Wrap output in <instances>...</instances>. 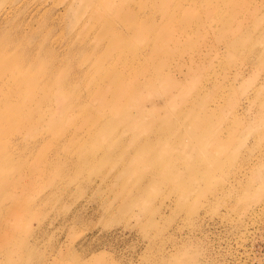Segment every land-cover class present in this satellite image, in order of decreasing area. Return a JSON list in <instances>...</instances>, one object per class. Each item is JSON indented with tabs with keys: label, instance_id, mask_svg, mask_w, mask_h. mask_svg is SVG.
<instances>
[{
	"label": "rangeland",
	"instance_id": "374dc122",
	"mask_svg": "<svg viewBox=\"0 0 264 264\" xmlns=\"http://www.w3.org/2000/svg\"><path fill=\"white\" fill-rule=\"evenodd\" d=\"M129 1L123 30L149 11L150 37L174 21L162 43L136 32L113 44L111 0H30L27 23L53 29L54 48H73V27L90 44L78 89L46 50L20 63L27 49L8 38L11 15L0 19V264H264V0H172L168 12ZM234 3L259 11L258 24L242 18L259 52L250 38L227 50ZM115 62L137 89L111 110L93 79Z\"/></svg>",
	"mask_w": 264,
	"mask_h": 264
},
{
	"label": "bare ground",
	"instance_id": "6f19581e",
	"mask_svg": "<svg viewBox=\"0 0 264 264\" xmlns=\"http://www.w3.org/2000/svg\"><path fill=\"white\" fill-rule=\"evenodd\" d=\"M6 1V2H5ZM125 0H111V2H107L106 6L107 9L111 10V13L115 16L116 18V23L114 20H110V26L111 28V33L109 40H112L113 44H123V38L126 36H132V34L137 33V36L139 37H144V36H149V30L148 28L151 26L159 27V24L157 23H149L148 20H150L149 12L146 13L144 16V20L138 21L136 26L128 27L126 30H123L122 27L123 25L126 24V22L133 20V18H129L133 15L135 12V7L137 5V2L135 1H129L128 4L122 3ZM234 1V0H233ZM5 2L4 4L0 5V19H6L8 16L11 15V18L8 19V23H11L12 28L9 29L8 32V38L17 40L20 42H23V47L27 49V55L20 60V63H26L24 66L34 64L36 61H38L39 56H40V51L46 50V53L48 54L49 58V69L51 72H54L56 69H59L63 66H68L70 68V72L68 69L64 70L65 74H70L72 73V80L69 78L66 79L65 84H69L70 82L73 83L74 88L78 89L81 84V79L80 77L82 76V67L78 63V54L81 52H87L90 50V44L87 42H81L80 40H77V37L75 34H73V28L72 29V36H71V41L68 43H71L73 45V48H68L66 49H57L54 48L53 45L57 44L56 41L51 40L52 36V31L53 29H48L45 28L39 29V33L36 32V29H33V26L30 25V23H27V18L24 16L25 12L27 9H29L30 5V0H3ZM172 0H160L159 2H155L148 10H155V11H164L166 12L167 9L171 6ZM177 1L173 2L172 7L176 4ZM237 2V0H235ZM29 7V8H28ZM52 9V8H51ZM244 10H247L248 12L243 13L240 9L237 3H234L233 5V19L229 25L230 31L229 32H224L223 36L225 35L227 38V41L229 42L227 46L228 51H235L238 46L241 45H246L248 43V38L251 39L252 43L250 44V51L253 52H259L260 50L256 48L255 45V38L249 36V30L247 29L248 27H251L252 25H247L246 28L244 27V23L242 21L243 16L249 15L253 22L255 24H258L261 22L260 19H257V15L259 11L251 10V8L245 7ZM15 11H20L21 13V18H20V24L17 21L12 20V15H14ZM40 11L39 7H34L32 10L30 9L28 11L29 14H31V19L36 18L37 13ZM46 11V10H45ZM44 11V12H45ZM169 11V10H168ZM167 11V12H168ZM47 12H45V15ZM53 15V14H52ZM156 16V12L154 13ZM139 17V15H138ZM53 19L46 20L48 22V26H54L57 25V22L55 21L54 15L52 16ZM117 18L120 21H117ZM146 19V20H145ZM156 18H153L155 20ZM180 20V19H179ZM179 20H177L179 22ZM123 21V25H122ZM66 24V20L62 21L61 24L64 25ZM174 23V21H173ZM173 23L170 26H167L165 28H168L170 30L174 29ZM202 21L199 22L197 25H201ZM25 26H30L31 31L28 32L25 29ZM60 26V25H59ZM76 28L78 26L77 20H76ZM226 27V26H223ZM234 28V29H232ZM245 28V29H244ZM170 30H163L161 33L157 34L156 36L150 37L151 40H154L157 43H162L164 39V34L170 33ZM37 37V39L33 42L29 40L31 36ZM73 36H75L76 40L73 42ZM220 41V40H219ZM94 53H97L94 51ZM155 54L161 53L159 48H155L154 51ZM233 54V53H232ZM72 57L70 61H67V58ZM165 56H163L164 58ZM182 62L184 65H188L187 60H182L179 62L177 65L178 70H182ZM9 64H12V61L9 62ZM199 69H203L205 67L204 63L198 64ZM161 72L160 74L162 75H169L174 81L178 80V76L176 73H172L169 68L167 67V63L163 62L160 65ZM169 72V73H166ZM129 73V69L127 66L124 64H121L119 62L111 63L109 68L105 72V76L99 77L96 76L94 77V85L96 87V92L95 96L97 97L98 95H101V102L111 110L118 109L116 104H113L112 102L115 101L116 99L119 98L120 102H123V97H122V91L123 88H125V91L127 92L130 88L131 91H135L136 88V81H135V76L133 75L132 81L126 76ZM242 74V72H241ZM180 77V76H179ZM20 81L17 82L19 84ZM12 84V82H11ZM173 85H176V83H173ZM262 88V85L259 84L254 87V92H259L260 89ZM246 101H250L252 99V95L250 93L245 95ZM197 102L191 103L192 106L199 107L198 113H205L209 109V104L206 102H203V99L199 98L196 100ZM198 103V104H197ZM223 105V104H221ZM195 112L197 109L194 110ZM76 114H73V119L75 118ZM208 117V113L203 116H199L200 118H206ZM53 119L51 118L49 121H52ZM44 122V121H42ZM21 120L17 122V124H20ZM38 127H42V124H37ZM16 142V140H15ZM21 175V174H20Z\"/></svg>",
	"mask_w": 264,
	"mask_h": 264
}]
</instances>
